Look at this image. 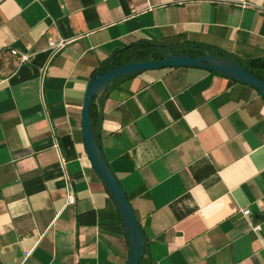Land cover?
I'll list each match as a JSON object with an SVG mask.
<instances>
[{"label": "crops", "instance_id": "obj_1", "mask_svg": "<svg viewBox=\"0 0 264 264\" xmlns=\"http://www.w3.org/2000/svg\"><path fill=\"white\" fill-rule=\"evenodd\" d=\"M62 38L52 54L49 41ZM141 39L264 57V0H0V264H127V233L82 114L103 62ZM94 109L147 262L264 264L257 89L206 68L162 67L111 83Z\"/></svg>", "mask_w": 264, "mask_h": 264}, {"label": "water", "instance_id": "obj_2", "mask_svg": "<svg viewBox=\"0 0 264 264\" xmlns=\"http://www.w3.org/2000/svg\"><path fill=\"white\" fill-rule=\"evenodd\" d=\"M198 56H189L172 51H164L165 56L160 60H142L130 62L110 69L99 68L90 80L86 92L82 121L83 133L88 155L93 166L105 183L111 197L121 215L123 226L127 233L130 255L127 264H139L140 258L146 252V239L137 219L128 194L106 159L102 144L91 125V107L93 97H100L115 80L148 69L175 66H194L220 72L232 79L248 84L264 96V81L245 69L244 66L230 57L219 56L209 51Z\"/></svg>", "mask_w": 264, "mask_h": 264}, {"label": "trees", "instance_id": "obj_3", "mask_svg": "<svg viewBox=\"0 0 264 264\" xmlns=\"http://www.w3.org/2000/svg\"><path fill=\"white\" fill-rule=\"evenodd\" d=\"M206 48H211V50H213V52L219 56H227L232 58L233 60L244 66L245 69H247L249 72H251L252 74L261 78L264 81V57L249 59V60H241L234 57L233 55H230L225 51L216 49L211 45H202L200 43H193V42L179 43L173 40L151 41V40L141 39L138 41H134L122 48L116 49L113 52V54L108 59H106V61L103 62L102 70H107L112 68L113 66H119L130 62L142 61L145 59L160 60L165 56L164 51H172L189 56H198L200 54L205 53L207 51ZM220 74L227 76L223 73ZM126 77L128 76H124L115 80L113 84ZM232 80L235 81L236 79H232ZM95 100L96 97L94 96L92 100L93 105L91 107L90 115H91V125L93 131L95 135L98 137L100 132L99 121L102 117L95 112L94 109ZM128 197L130 198V195H128ZM139 264H150L149 262L146 261L145 254L140 258Z\"/></svg>", "mask_w": 264, "mask_h": 264}, {"label": "built area", "instance_id": "obj_4", "mask_svg": "<svg viewBox=\"0 0 264 264\" xmlns=\"http://www.w3.org/2000/svg\"><path fill=\"white\" fill-rule=\"evenodd\" d=\"M67 42H68V40L63 39V38L58 40V41L50 40L49 43H48V49L51 50L52 54L56 53L59 50H61L62 48H64L65 45L67 44ZM11 52L14 55L19 53V51L17 49H12ZM28 59H29V55H23L20 60L21 61H26ZM66 202H67V204H74L75 203V192H74V187H73L71 182H68V184H67ZM243 213L246 216H248L250 214V210L244 209ZM252 229L255 232H257V231H259L261 229V226H260V224H256V225H253Z\"/></svg>", "mask_w": 264, "mask_h": 264}]
</instances>
